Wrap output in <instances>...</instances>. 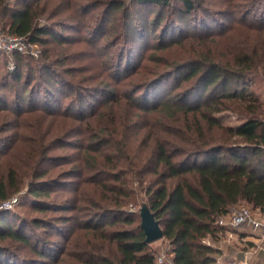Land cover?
<instances>
[{
    "label": "trees",
    "instance_id": "16d2710c",
    "mask_svg": "<svg viewBox=\"0 0 264 264\" xmlns=\"http://www.w3.org/2000/svg\"><path fill=\"white\" fill-rule=\"evenodd\" d=\"M51 1L0 0V27L6 34L26 37L33 44H62L63 36L56 27L39 25ZM179 1L189 14L204 11L198 31L181 34L177 27L170 33L166 24L158 35L161 9L171 6V0L110 2L101 17L103 24L113 11L130 15L123 35L128 42L140 37L149 47L154 44L150 38L157 36L166 53L183 50L186 56L169 63L171 69L166 71L148 66L131 70L130 76L151 77L128 96L122 93L115 98L114 94L122 92V86L128 83L114 87L108 75L109 81L104 80L106 84L95 89L94 94L102 96L98 110L73 112L62 108L57 99L54 104L49 102L58 80L64 81L47 63L51 59L49 49L44 48L38 58L13 52L17 69L7 67L0 79L3 87L10 86L12 79L16 84L0 93V206L14 197L20 202L22 193L50 202L48 199L59 190L56 186L64 184L73 189L78 183L73 179L76 177L83 184L77 196L82 204H35L33 208L43 216L25 221L14 219L10 209L0 210V264H28L18 256L24 249L37 258L31 264L39 259L46 264H155L160 250L152 247L154 242H145L140 212L124 208L138 202V189L143 194L142 202L148 203L163 229L166 246L161 251L175 264H217L219 250L207 241L225 235L227 228L219 224V218L242 203L264 212V0H216L213 6L220 9L217 14L218 9L205 7L207 0ZM139 2L159 8L151 19L156 28L147 35L131 12ZM208 19L214 22L212 27ZM216 32L219 34L210 42L209 38L203 41ZM231 38L236 39L235 46L219 52L217 43ZM197 41V45L191 43ZM187 43L192 48L185 47ZM0 55L7 63L8 53L0 50ZM37 59L45 64L34 63V67L25 69ZM69 71L73 73V69ZM130 76L126 72L123 77ZM35 79L50 85L41 91L49 95L43 97L41 110L57 121L45 131L28 125L22 115V111L37 109L24 111L16 100L25 98ZM10 97L15 99V106L6 104L4 98ZM123 101L133 109L132 115L117 110ZM222 112H233L241 122L224 123L219 116ZM140 117L142 127L137 135L149 130L144 145L147 148L122 155L131 143L126 129L136 127ZM19 126L30 128L33 134L6 133ZM79 136H83L82 141ZM66 148L78 149L79 156L54 153ZM121 159L126 162L120 168ZM59 160L62 164L80 163L61 171L59 177H63L54 178L49 163L56 161L58 166ZM65 210L76 214L48 216ZM70 219L77 220V226L59 230L67 241L64 255L61 250L56 254L60 245L48 235L35 238L37 228H43L46 234L47 228L55 231L54 224ZM30 225L34 235L26 230Z\"/></svg>",
    "mask_w": 264,
    "mask_h": 264
},
{
    "label": "rangeland",
    "instance_id": "374dc122",
    "mask_svg": "<svg viewBox=\"0 0 264 264\" xmlns=\"http://www.w3.org/2000/svg\"><path fill=\"white\" fill-rule=\"evenodd\" d=\"M111 1L112 0H52L46 8V12L40 16L39 25L48 24L56 27L57 31L62 34L64 39V42L62 44L53 42H50L49 44L43 46H41L40 44H34L37 48V55L33 56L35 58H38L40 57L41 51L44 48L49 49L51 53V59L47 63L52 66V69L59 72L64 77V81H61V79L58 80L57 89L55 88V90L51 92V98H49L50 103L54 104V101L57 99L59 101V105H61L62 108H71V111L73 112H77V110L80 111L81 109H87L88 112L91 110H98L102 106V96H96L94 94L96 91L95 89H100V85L106 84L104 80L109 81L108 75H111L110 81L112 83L110 84H113L114 87H117L122 83H128L122 86V92H117L114 94L115 98L122 93L124 96H128L134 89L143 87L147 80L151 77L147 74H145L144 76L142 74L140 76H130V74H132V72H130L131 70L137 67L138 70H140L143 66H148L147 68H161L166 71L171 69L169 63H176L177 60H180L182 57L186 56L183 50H171V53H166V51L163 50V46H160V44L157 43V36H152L150 38V43L154 44L149 47H147L146 44L143 43V40L140 37H135L134 39H131L132 41L130 40L131 42H128L123 37V35L127 30L128 23L130 22V19L128 18L130 15H126L125 13L123 14V11H113L109 19H107L103 24V20L101 18L102 14L107 8L110 7ZM114 1L120 3L126 2L131 4V1L133 0ZM215 1L216 0H207L205 2V7L210 6L215 10L218 9L213 6V3ZM133 8L134 10L131 11L132 15H134V19H136L138 23L143 26L142 30L144 31V35H147V33L153 31L156 27L151 23V19L156 17V14L159 12L158 6H152L151 4L146 5L142 2H139L135 6H133ZM219 11L220 9L216 10L215 13L217 14V12ZM203 12V10H200L199 12L196 11L192 14H189L184 10L181 1L171 0V6H166L165 8L161 9V26L158 28L157 33L158 35H161L162 25L164 26L166 24H168L167 30H169L170 33L177 27L178 29L176 30H178L181 34L182 32L193 33L194 31H198V26L202 25L201 19L205 18L203 16ZM137 21H135L133 24H135ZM207 22L211 27L214 24L211 19H208ZM219 23L225 25L221 20ZM144 26L146 28H144ZM0 32L6 34L1 27ZM217 34L219 33L216 32L215 35H212L210 37L205 36V39L203 41H206V38H209L207 41L210 42L215 38ZM167 38L170 40V35ZM235 40L236 39L231 38L224 39V41L218 42V51L226 52L227 50L231 49V47L235 46ZM191 43H194L196 45L199 44L198 41ZM185 47L192 48V45L187 43ZM12 60L15 62V68H11L9 64V62ZM16 63L17 62L14 57H8V61L6 63L5 58L0 55V79L7 73V67L11 70H16ZM34 63H37L39 66H43L45 64L44 62L37 59L34 60L30 65L27 64L25 69L27 70L29 67H34ZM69 69H73V73H71ZM126 72L131 78L129 77L127 79L123 77ZM11 81L12 82L10 86L3 87L0 85L1 94L8 89H12V85H16L15 83H13V79ZM46 86L50 85H48V83L42 85L37 82V79H35L32 81V86L29 88V91L24 94L25 98L16 99L17 103L23 106L24 111H28L33 108L37 109L35 112L33 111L31 113L22 111V115L23 117H27L26 120L28 125L30 124L31 127L35 126L36 128H42L44 131L47 128H51V123H57L55 117L50 116L41 110L43 108L42 104H44L42 102L43 97L46 98V96H49L48 94L46 95L41 92L43 91V89H45ZM32 87H37V89L32 91ZM141 92L139 93L141 94ZM20 93H22L21 90ZM4 100H7L6 104L8 103L10 104V106H15L13 102L15 101V99L13 97H10L9 99L4 98ZM116 108L123 115L125 113H130L132 115L133 113V109L124 101L122 104L120 102V104L117 105ZM108 114L109 112L107 111L106 115ZM219 116L221 117V120L227 124L237 125L241 122L237 115H235L233 112H222L219 113ZM42 121H44V123ZM138 122L139 124L136 127H133L132 129H126V133L130 136V139L127 138V141H131V143L128 145V147H125L122 155H128V150L133 152L135 148H147V146L144 147V145L146 141L149 140V136L147 135L149 130L145 129L140 135H137V132L142 127V117L138 119ZM16 123L18 124V122ZM17 132H20L23 135H28L31 134L33 130H30V128H26L25 126H19L17 128H11L9 132L6 133H8V135L10 136H13V134ZM51 136L52 134L50 133L49 138ZM78 139L79 141H82L83 136H79ZM10 140H13V137ZM54 153L59 155L62 154L64 155V157L70 156V158H72V156H79L80 154L78 149L73 148L57 150ZM101 158L103 159V157ZM99 160L101 161V159ZM55 162L56 161H51L49 163V167L52 170L51 175L54 178L63 177H59L61 171H67V169H70L77 163H80L78 161L73 164H62V161L59 160L60 164L57 166L56 164H54ZM125 162L126 161L124 159H121L120 168L121 165ZM124 171L126 172V170ZM126 177H128V175ZM84 178L86 177H82L81 179ZM73 179H76L78 181L76 186H71L72 188L75 186V188L70 189L67 187V185L64 184L60 187L56 186L59 190H56L53 196L48 199L50 200V202L37 199L34 200L27 196L25 193H22L20 195L22 196L21 201L14 204L12 208H8L13 212L12 217L17 220L22 219L23 221L28 219L31 220L32 218L36 217H42L43 214L38 209L35 210L36 208H33L35 204L41 205L50 203L49 205L51 206H56L59 204L75 205L77 196H80L83 184L80 181L79 177ZM137 193L139 195L138 202L136 204L131 202L130 204L125 205L124 208L127 211H139L140 204L143 200V194L140 193L139 189L137 190ZM52 202L58 204L54 205L52 204ZM77 204L81 205L82 203L77 201ZM239 205L246 206L244 203ZM2 209L6 208L0 207V210ZM60 214L75 215L76 212L65 210L62 212H57L55 214L50 213L48 214V216H58ZM76 221L77 220L70 219L66 222H57V224H54L56 225V230L54 231V228L49 227L47 228L48 233L46 234L43 233V228H37L38 231L33 230L34 232H36L35 238L36 236L38 238H43L48 235V239L50 238L51 240H53L55 245H60L59 249L56 252V254H58L65 248V245L67 243V241L63 239L64 236L59 230H61L65 226H68V229L71 227H76ZM32 229H34V227L32 228L31 225L26 228L27 232H29L31 235H34ZM49 231L52 233H49ZM56 232H60V234L58 235ZM66 236H69L68 232L66 233ZM165 246L166 243L163 239L155 241L152 244V247L154 249L160 250V253L161 249H164ZM69 249L70 248H68L67 250ZM61 255H64L63 251ZM18 256L21 257L20 259H23L22 261L28 262V264H31L30 262L33 259H37L36 256H33L30 251L25 249L23 252H21L20 255L18 254ZM22 261L20 260V262ZM36 264L46 263L44 262V260L39 259Z\"/></svg>",
    "mask_w": 264,
    "mask_h": 264
},
{
    "label": "built area",
    "instance_id": "2783aa9c",
    "mask_svg": "<svg viewBox=\"0 0 264 264\" xmlns=\"http://www.w3.org/2000/svg\"><path fill=\"white\" fill-rule=\"evenodd\" d=\"M0 50L8 53L10 57H13V52H22L32 55H37L36 46L29 42L26 37L8 35L0 32ZM11 68H15V62L12 60L9 62ZM18 201V197H14L9 201L4 202L0 207L12 208ZM219 224L225 226L227 229H238L242 226H248L253 229L264 230V215L261 212H256L250 209L248 206H237L232 208L229 214L219 218ZM155 264H175L172 257L168 256L164 251L159 252L156 257Z\"/></svg>",
    "mask_w": 264,
    "mask_h": 264
},
{
    "label": "crops",
    "instance_id": "0c3cea01",
    "mask_svg": "<svg viewBox=\"0 0 264 264\" xmlns=\"http://www.w3.org/2000/svg\"><path fill=\"white\" fill-rule=\"evenodd\" d=\"M260 212V211H256ZM264 215V212H261ZM219 250L217 264H264V230L242 226L227 229L225 235L207 241Z\"/></svg>",
    "mask_w": 264,
    "mask_h": 264
},
{
    "label": "water",
    "instance_id": "95a60500",
    "mask_svg": "<svg viewBox=\"0 0 264 264\" xmlns=\"http://www.w3.org/2000/svg\"><path fill=\"white\" fill-rule=\"evenodd\" d=\"M139 212L141 215V226L145 233V242L152 243L162 239L164 235L163 229L146 201L142 202Z\"/></svg>",
    "mask_w": 264,
    "mask_h": 264
}]
</instances>
